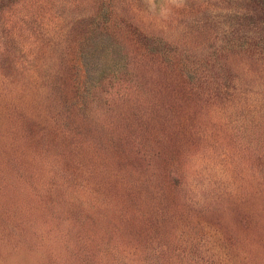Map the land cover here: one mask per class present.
I'll list each match as a JSON object with an SVG mask.
<instances>
[{"label":"rangeland","instance_id":"rangeland-1","mask_svg":"<svg viewBox=\"0 0 264 264\" xmlns=\"http://www.w3.org/2000/svg\"><path fill=\"white\" fill-rule=\"evenodd\" d=\"M0 264H264V0H0Z\"/></svg>","mask_w":264,"mask_h":264},{"label":"trees","instance_id":"trees-1","mask_svg":"<svg viewBox=\"0 0 264 264\" xmlns=\"http://www.w3.org/2000/svg\"><path fill=\"white\" fill-rule=\"evenodd\" d=\"M84 68H85V72H86V75H91V71H89V69L87 68V62H84Z\"/></svg>","mask_w":264,"mask_h":264}]
</instances>
